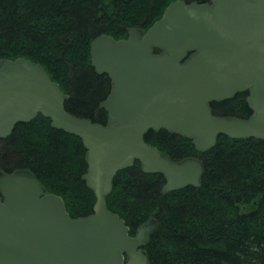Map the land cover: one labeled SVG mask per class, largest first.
Listing matches in <instances>:
<instances>
[{"label":"water","instance_id":"1","mask_svg":"<svg viewBox=\"0 0 264 264\" xmlns=\"http://www.w3.org/2000/svg\"><path fill=\"white\" fill-rule=\"evenodd\" d=\"M91 61L111 79L100 103L106 123L72 114L69 95L41 63L0 58V139L18 123L50 118L82 139L83 179L97 198L92 213L73 217L64 198L47 192L31 171L1 173L0 264H149L143 246L157 221L130 234L108 207L115 176L139 160L144 172L165 176L167 194L201 186L204 164L196 157L174 161L147 133H178L199 152L221 135L264 140V0H173L145 32L94 38ZM245 91L249 116L215 113L214 102Z\"/></svg>","mask_w":264,"mask_h":264},{"label":"trees","instance_id":"2","mask_svg":"<svg viewBox=\"0 0 264 264\" xmlns=\"http://www.w3.org/2000/svg\"><path fill=\"white\" fill-rule=\"evenodd\" d=\"M171 1L0 0V58L41 63L69 95L72 114L106 123L100 103L111 79L92 65V40L103 33L127 37L134 27L145 31ZM248 94L214 102L215 113L249 116ZM146 139L174 161L197 157L204 164L201 186L167 194L165 176L144 172L139 160L115 176L106 199L130 233L157 221L144 245L149 264H264V140L221 135L215 147L199 152L191 139L166 129L150 130ZM87 168L82 139L41 114L0 140V173L31 171L64 198L73 217L92 213L97 200L83 179Z\"/></svg>","mask_w":264,"mask_h":264},{"label":"bare ground","instance_id":"3","mask_svg":"<svg viewBox=\"0 0 264 264\" xmlns=\"http://www.w3.org/2000/svg\"><path fill=\"white\" fill-rule=\"evenodd\" d=\"M101 35V34H100ZM99 36V35H98ZM96 38V37H95ZM94 40V39H93ZM92 40V41H93ZM92 43V42H91ZM1 140V139H0ZM18 170H22V169H18ZM27 170V169H26ZM15 171H17V170H15ZM15 171H12V172H15ZM8 173V172H7ZM166 183V182H165ZM165 185V184H164ZM164 187V186H163ZM174 191V190H173ZM162 193H163V189H162ZM164 194V193H163ZM108 203V202H107ZM109 207V206H108ZM110 209V208H109ZM111 210V209H110ZM114 212V211H113Z\"/></svg>","mask_w":264,"mask_h":264}]
</instances>
